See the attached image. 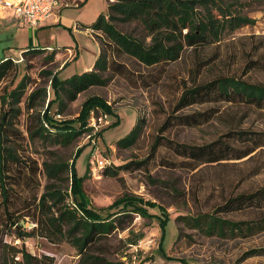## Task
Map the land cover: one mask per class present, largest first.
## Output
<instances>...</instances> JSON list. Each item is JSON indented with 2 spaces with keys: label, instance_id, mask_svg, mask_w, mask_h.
<instances>
[{
  "label": "rangeland",
  "instance_id": "1",
  "mask_svg": "<svg viewBox=\"0 0 264 264\" xmlns=\"http://www.w3.org/2000/svg\"><path fill=\"white\" fill-rule=\"evenodd\" d=\"M83 1L57 0L54 11L61 14L64 24L48 34L47 44L53 47L16 58L17 69L0 82V95L25 80V98L36 88L48 87V100L44 106L48 108L53 92L46 71L58 72L60 78L65 79L93 68L104 47L105 36L101 31L86 27L92 26L100 14L107 13L108 4L113 0H88L82 5ZM217 1L227 12L247 17L253 23L241 26L213 44L187 47L175 62L147 67L123 55L120 62L127 66L128 76L105 72V85L89 88L74 101L65 99L62 104L55 102L52 105L51 114L57 120H68L80 115L83 103L90 97L103 99L114 114L102 110L92 112L89 119L93 127L91 132H83L68 145H54L40 139L33 141L28 133L31 121L26 110L21 117L20 127L26 148L22 153L36 160L41 169L46 161L71 162L77 150L82 149L76 167L78 174L84 177L83 188L92 206L108 207L124 195H134L157 203L170 217L165 239L159 218L134 214L132 219H126L124 230L114 231L90 248L111 261L130 264H264V230L221 238L185 227L178 220L186 215L214 212L230 197L264 187V148L241 160L204 164L196 169L183 167L184 158L173 149L175 143L209 144L231 129L264 130L263 110L225 103L194 105L180 113L215 107L219 114L210 123L196 127H167L166 124L184 89L194 82L238 76L264 83V0ZM117 27L133 37L150 41L144 27L138 23H117ZM5 38L10 40L8 36ZM6 39L1 42L0 56H4L6 48L12 45ZM54 53L57 54L52 61L50 57ZM116 122L117 126L114 125ZM136 126L140 127L136 141L128 147L119 145V141ZM157 140L161 144L154 150ZM100 161L104 166H100ZM129 163L131 165L120 169L116 176L109 174L113 167ZM66 179L63 175V179L56 182L66 188L70 184ZM39 180L42 193L48 180L44 174ZM149 212L162 215L158 207L150 208ZM218 215L236 222L253 223L264 217V208ZM135 239L137 244L130 243ZM8 241L22 244L15 235L8 237ZM25 244L36 255L54 256L55 264L79 262L78 251L68 241L54 244L35 237L26 239Z\"/></svg>",
  "mask_w": 264,
  "mask_h": 264
},
{
  "label": "trees",
  "instance_id": "2",
  "mask_svg": "<svg viewBox=\"0 0 264 264\" xmlns=\"http://www.w3.org/2000/svg\"><path fill=\"white\" fill-rule=\"evenodd\" d=\"M88 0H84V5ZM81 5V6H82ZM217 10V11H215ZM138 23L150 37V41L133 37L117 27V23ZM253 20L227 12L217 0H113L108 12L98 16L91 31H101L105 36L93 68L61 79L58 72L46 71L53 98L49 100L48 87L36 88L26 96V82L0 95V264H55V257L49 254L36 255L28 250V238L42 237L51 243L68 241L78 251V264H130L111 261L96 254L90 248L103 237L116 230H124L126 219L138 214L145 218L161 220L163 239L166 238L170 217L164 208L141 197L124 195L104 208H95L83 188L84 177L77 171L76 162L82 154L79 148L73 160L39 163L22 153L26 148L21 130L24 110L31 124L28 128L31 140L40 139L54 145H68L83 132H91L89 119L92 112L102 110L114 114L111 106L97 96L90 97L83 105L76 119L57 120L51 114L55 102L74 101L78 95L93 86L107 83L105 72L128 76V68L120 62L123 55L134 58L147 67L175 62L181 58L187 47L198 48L220 41ZM46 48L35 47L23 52H44ZM57 53L51 55L55 60ZM17 63L12 58L0 61V82L10 76ZM25 98V99H24ZM24 103V106L22 104ZM232 104L264 111V83L253 82L238 76H220L214 79L194 82L186 87L180 96L174 113L194 105ZM171 114L167 127L181 125L196 127L214 120L219 110L209 107L203 111ZM118 125V122L114 124ZM139 126L119 141L128 147L139 136ZM161 144L153 145L154 150ZM259 148H264V130L232 131L209 144L193 145L175 143L173 149L184 158L183 167L196 169L208 164H219L229 160L250 157ZM24 154V155H23ZM131 163L110 169L116 176L122 168ZM44 174L48 183L41 193L39 176ZM66 175L68 187L56 181ZM159 208L162 215H153L150 208ZM264 208V187L230 197L216 211L179 217L185 227L200 231L208 236L221 238L237 234H254L264 230V217L253 223L236 222L218 214H230L245 209ZM31 223L30 226L27 224ZM15 235L21 245L8 241ZM137 244V239L130 242ZM150 264H156L154 262Z\"/></svg>",
  "mask_w": 264,
  "mask_h": 264
},
{
  "label": "crops",
  "instance_id": "3",
  "mask_svg": "<svg viewBox=\"0 0 264 264\" xmlns=\"http://www.w3.org/2000/svg\"><path fill=\"white\" fill-rule=\"evenodd\" d=\"M55 14L44 25L32 27L30 25H20L15 19L12 9L0 8V47L2 46L1 42L6 39L5 36L10 39H6L8 43L12 44L8 49L4 46L7 52H4V56H0V61L6 58L15 60L18 57H22L23 52L29 48H52L53 46L47 44L48 34L63 23L61 14ZM75 49L79 50V47ZM68 50L72 51L70 48Z\"/></svg>",
  "mask_w": 264,
  "mask_h": 264
},
{
  "label": "built area",
  "instance_id": "4",
  "mask_svg": "<svg viewBox=\"0 0 264 264\" xmlns=\"http://www.w3.org/2000/svg\"><path fill=\"white\" fill-rule=\"evenodd\" d=\"M57 0H0V8H10L20 25L38 27L55 14ZM100 166L103 161H100Z\"/></svg>",
  "mask_w": 264,
  "mask_h": 264
}]
</instances>
